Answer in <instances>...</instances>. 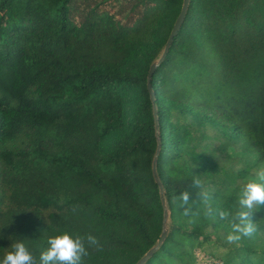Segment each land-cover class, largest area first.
Segmentation results:
<instances>
[{
	"label": "trees",
	"instance_id": "obj_1",
	"mask_svg": "<svg viewBox=\"0 0 264 264\" xmlns=\"http://www.w3.org/2000/svg\"><path fill=\"white\" fill-rule=\"evenodd\" d=\"M77 1L0 0V259L15 240L38 258L68 231L98 238L83 264H137L164 219L148 74L184 0L141 2L137 23L116 31L95 10L79 20ZM152 87L170 218L146 264H197L198 251L264 264V206L256 233L235 244L218 215H234L243 183L264 169V0H191ZM194 175L215 220L196 190L199 215H184Z\"/></svg>",
	"mask_w": 264,
	"mask_h": 264
},
{
	"label": "clouds",
	"instance_id": "obj_2",
	"mask_svg": "<svg viewBox=\"0 0 264 264\" xmlns=\"http://www.w3.org/2000/svg\"><path fill=\"white\" fill-rule=\"evenodd\" d=\"M203 181L200 175H194L191 183L181 191L180 200L184 206L185 216H198L199 212L189 206L190 195L196 190L197 196L205 204L204 214L214 218L215 212L209 203V195L203 190ZM239 209L232 215L227 211H219V218L229 220L230 231L226 237L229 244H235L243 238L252 237L257 226L252 220V214L264 206V169L257 170L253 177L248 178L242 185L239 193ZM48 247L37 258L30 251L23 240H15L10 246L0 264H83V258L88 256V246H98V238L89 233L86 236L73 235L68 231H61L47 241Z\"/></svg>",
	"mask_w": 264,
	"mask_h": 264
},
{
	"label": "water",
	"instance_id": "obj_3",
	"mask_svg": "<svg viewBox=\"0 0 264 264\" xmlns=\"http://www.w3.org/2000/svg\"><path fill=\"white\" fill-rule=\"evenodd\" d=\"M190 4H191V0H184L183 1V6H182V10L181 13L178 17V20L176 21V24L171 32V35L168 39V42L163 50V53L161 55V57L152 64L149 74H148V90L151 96V100L154 104V115H155V119H156V129H157V138H158V150L157 153L155 155L154 161H153V174H154V178L156 183L159 185L160 188V195H161V200H162V204L164 207V219H163V232L162 235L160 237V239L158 240L156 246H154L151 250H149L147 252V254L137 263V264H146L149 262V260L151 258H153V256L160 250V248L163 246V244L165 243V241L168 238L169 235V228H168V223H169V218H170V212L168 210L167 207V202H166V197H165V189L164 186L158 176V172H157V162H158V158H159V154H160V141H159V121H158V113H157V107L155 106V92L153 90L152 87V78L154 76L155 71L157 70V68L165 61V59L167 58L171 47L173 45V42L175 40V38L178 36L179 32L181 31L184 22L186 20V17L188 15L189 12V8H190Z\"/></svg>",
	"mask_w": 264,
	"mask_h": 264
},
{
	"label": "rangeland",
	"instance_id": "obj_4",
	"mask_svg": "<svg viewBox=\"0 0 264 264\" xmlns=\"http://www.w3.org/2000/svg\"><path fill=\"white\" fill-rule=\"evenodd\" d=\"M145 1L147 0H78L76 2L77 6H75L77 9H74V13H76L79 17V20H81V18L83 19L87 12L95 10L98 15L109 20L111 19L114 23V25H112L116 31L117 28L119 29L122 27V25L133 26L137 23L139 14L137 10H133L141 2ZM210 204L214 209L215 203L210 201ZM210 220H215V217L210 218ZM244 239L245 238L239 242L244 241ZM221 251L222 250H219V253H221ZM195 257L197 264H205L206 258H210L207 256L204 257L201 251H198Z\"/></svg>",
	"mask_w": 264,
	"mask_h": 264
},
{
	"label": "built area",
	"instance_id": "obj_5",
	"mask_svg": "<svg viewBox=\"0 0 264 264\" xmlns=\"http://www.w3.org/2000/svg\"><path fill=\"white\" fill-rule=\"evenodd\" d=\"M198 257H199V255H198ZM205 264H223V261L210 257V258H206V263Z\"/></svg>",
	"mask_w": 264,
	"mask_h": 264
}]
</instances>
